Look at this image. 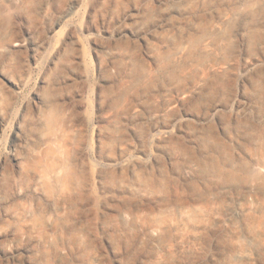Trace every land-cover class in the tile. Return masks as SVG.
Wrapping results in <instances>:
<instances>
[{
  "label": "rangeland",
  "instance_id": "374dc122",
  "mask_svg": "<svg viewBox=\"0 0 264 264\" xmlns=\"http://www.w3.org/2000/svg\"><path fill=\"white\" fill-rule=\"evenodd\" d=\"M236 7L0 0V264H264V182L226 178H264V13L248 43ZM229 20L225 51L172 55Z\"/></svg>",
  "mask_w": 264,
  "mask_h": 264
},
{
  "label": "bare ground",
  "instance_id": "6f19581e",
  "mask_svg": "<svg viewBox=\"0 0 264 264\" xmlns=\"http://www.w3.org/2000/svg\"><path fill=\"white\" fill-rule=\"evenodd\" d=\"M236 2V1H235ZM238 7L235 8L233 16H245L247 21L242 23L239 28V31L242 37L246 42L252 43L257 42L261 37V28L260 24L257 23L259 21V16L264 13V0H237ZM1 10V9H0ZM6 18L4 15L0 13V33L6 27ZM233 22V20H232ZM231 20L227 21L225 26H222L219 29L213 28L211 25H201L197 26L196 31L193 36H191L188 40V47L183 51H175L173 52V56H184L185 58L192 59H203L206 57H211L217 55L219 52L225 51V49L229 48L232 44V38L234 35V28ZM235 27V26H234ZM170 56H163L161 58V69H168L170 78L174 81L180 80V74L176 67H172L170 64ZM137 72L132 75L131 85L123 89L122 93L128 92V90L136 85H138L141 80L144 78L142 76V71L140 68L135 69ZM138 74V75H137ZM49 121L48 119L45 122ZM41 136V134H40ZM264 160V159H263ZM263 163H259L258 165H264ZM38 163V162H37ZM258 167H254L248 165L246 163L240 161H229V173L226 175L228 179H236V180H260L264 182L263 176L257 169ZM57 181H60L57 179ZM63 225V224H62ZM56 220H35L34 227H38L41 231L48 226L52 229H59L61 226ZM157 229V226H154ZM79 235L74 236V241L78 238Z\"/></svg>",
  "mask_w": 264,
  "mask_h": 264
}]
</instances>
